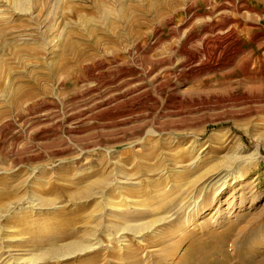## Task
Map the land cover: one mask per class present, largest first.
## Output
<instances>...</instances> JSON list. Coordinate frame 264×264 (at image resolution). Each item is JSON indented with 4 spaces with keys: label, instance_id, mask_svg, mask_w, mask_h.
<instances>
[{
    "label": "rangeland",
    "instance_id": "obj_1",
    "mask_svg": "<svg viewBox=\"0 0 264 264\" xmlns=\"http://www.w3.org/2000/svg\"><path fill=\"white\" fill-rule=\"evenodd\" d=\"M158 1L61 0L26 14L0 0L7 17L0 19V241L10 259L28 262L69 242L51 238L53 211L61 213L59 219L79 214L80 236L97 226L92 216L104 226L113 219L103 199L108 190L123 195L120 206L116 193L117 209L154 195L176 204L188 180L227 166L233 155L251 158L241 168L242 181L230 185L229 177L225 194L216 200L208 196L204 208H194L193 199L178 208L151 202L131 224L151 222L153 232L98 231L100 246L82 258L33 261L249 264L264 259V117L240 102L216 103L212 98L225 93L213 75H176L171 65L152 63L171 54L177 38L166 35L179 24H170L163 9L152 11L150 5ZM184 1L170 0L181 10ZM76 50L82 54L74 61ZM136 83L146 96L127 94ZM172 93L178 104L170 109ZM204 100L212 103L202 106ZM151 125L177 136L166 142L145 137L131 147ZM190 141L196 145L189 148ZM256 143L260 155L253 151ZM195 158L200 160L190 172L188 163ZM205 183L193 191L198 202ZM129 185L139 192L127 195ZM168 216L169 229L161 221ZM20 222L36 230L35 243L27 242L33 235L24 233Z\"/></svg>",
    "mask_w": 264,
    "mask_h": 264
},
{
    "label": "bare ground",
    "instance_id": "obj_2",
    "mask_svg": "<svg viewBox=\"0 0 264 264\" xmlns=\"http://www.w3.org/2000/svg\"><path fill=\"white\" fill-rule=\"evenodd\" d=\"M5 1L12 4L15 12L27 14L28 12H32L37 5L50 9V6H52L50 4L52 2L56 4L61 0ZM185 1L183 2V10L174 8L170 0H159L157 3H152L150 5L152 11L155 13L158 11L162 12L163 9L170 24L179 23L174 29L168 32V35H166L167 39L177 38L175 42L171 43V54L163 59L153 61L152 63L154 65L169 64L171 65L172 74L176 75L183 74L190 77L213 75L214 77L212 79L220 84L219 90L225 93L223 97L212 98L216 103L240 102L246 107V111L250 113H262L261 116L264 117V0ZM103 15L106 16V12H104ZM6 18L5 14L0 10V19L3 20ZM178 33L181 34L180 37L177 36ZM132 36L133 34L129 35V37ZM125 39H127V35ZM117 40L121 41L122 36L119 38L115 37V43ZM97 45L98 42L95 41L90 46L95 48ZM63 46L66 47V49L71 47L69 44H62V47ZM74 54L72 59L76 61L80 59L82 52L76 50ZM175 56L179 57L176 61L174 59ZM123 73L126 74V71ZM132 86L133 87L129 89L130 92L127 94L136 97L146 96L145 88L141 83H136ZM177 96L178 95L175 93L169 95L168 99L172 101L168 102L170 109H173L176 104H178L176 101ZM117 98L124 99L125 95L118 93ZM209 103L212 102L204 100L202 106H208ZM176 136L177 134L173 131L157 129L154 125H151L141 141L133 142L131 147L139 146L145 137L151 140L154 139L156 142H166ZM194 141L196 142V139H194ZM194 141H190L189 148L196 145ZM170 143L176 144V141H171ZM259 150V144H254L253 151L256 155H260ZM137 151H139V149H137ZM250 159L251 158L245 156L233 155L226 160L225 163H227V166L209 168L194 176L187 181L186 188L182 190L180 199L176 204H174L172 199L168 200L165 196L154 195L147 200H143V202L132 200L131 203H136L137 206H126V208L117 209V197L120 199L118 204L121 206V202L124 203V200L121 199L123 195H121L122 193L118 190L116 191V197V193L113 190L107 191V188L105 190L107 193H104V195L102 194L104 196V198L103 196L102 198L105 200L103 201L108 208L109 216L114 219L108 222L111 230L108 229V225L104 226L99 222V216H92L95 217L93 222L97 224V226L94 227L90 225L89 230L86 229L82 232L84 235L81 234L82 236H78L75 225L78 220H80L79 214L72 219H59V217L62 216L61 213L53 211V213H51L54 215L50 227L53 232L51 238L55 241L69 240V242L64 245L50 247L39 256L34 255L28 262H25L21 261V259H16L15 261L10 259L11 255H9L8 251L3 249L4 246L0 241V264H36L33 260H44V258H51L56 261L59 259L68 260L71 258H82L88 252H93L100 246V244L97 243L98 231L107 232V235L115 232V236L121 232L123 234L136 235L144 229H151L150 231L153 232L155 227H153V223L151 222L137 225L131 224V219L142 213V207L148 206L147 204L151 202L160 204V202L163 201L164 205H174L178 208L182 207L186 200L190 201V199H193L190 203L191 205L192 203L194 204V208L197 207V209H201V206L204 208L210 203V198H207L208 196L211 195L212 197L213 194V198L216 200L225 194L226 188L231 180H228L229 177L233 178L230 185L242 181L241 176L246 171L241 170V168L246 166ZM199 160L200 159L195 158L188 163L190 172H193V169L197 167ZM179 172L184 176L187 175L185 174L186 170H180ZM189 175H191V173H189L188 176ZM128 180L130 179L126 178V181ZM203 182H206V185L204 184L201 189L204 191V194L199 203L198 199L200 197L194 198L193 191ZM212 182L213 185L210 186ZM129 186L131 188L127 189V195L134 196L139 192V190L137 191L133 186ZM177 187L179 186L174 185L175 189H177ZM201 201L202 203L205 201V203L202 204ZM100 204H102V202H100ZM53 209L55 208H52V210ZM170 218L171 216L161 219V221L167 225V229L172 226L171 223L173 219ZM9 219L11 220L12 217ZM156 223H158V221L155 222V225ZM104 227H107V230H105ZM19 228L23 230L24 233L30 236L33 235L32 238H28L27 242H36V230H29L24 222L19 223ZM121 236L122 235H119L118 238ZM112 238L115 240L114 236H112ZM7 253L8 255L4 257ZM10 260H12V262ZM38 264H41V262ZM249 264H264V259Z\"/></svg>",
    "mask_w": 264,
    "mask_h": 264
}]
</instances>
